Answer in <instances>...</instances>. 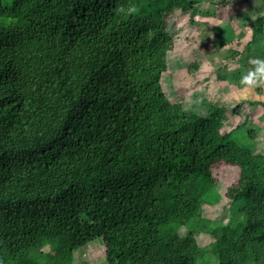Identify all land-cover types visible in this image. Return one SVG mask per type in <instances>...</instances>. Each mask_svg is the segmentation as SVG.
I'll return each instance as SVG.
<instances>
[{
  "label": "trees",
  "instance_id": "trees-1",
  "mask_svg": "<svg viewBox=\"0 0 264 264\" xmlns=\"http://www.w3.org/2000/svg\"><path fill=\"white\" fill-rule=\"evenodd\" d=\"M10 1L0 0V264H76L96 239L105 264H264V154L222 131L224 105L184 108L161 87L169 21L192 23L211 0ZM249 27V43L264 39V13ZM220 34L215 49L231 41ZM219 164L239 172L225 197L244 200L240 222L202 217Z\"/></svg>",
  "mask_w": 264,
  "mask_h": 264
},
{
  "label": "rangeland",
  "instance_id": "rangeland-1",
  "mask_svg": "<svg viewBox=\"0 0 264 264\" xmlns=\"http://www.w3.org/2000/svg\"><path fill=\"white\" fill-rule=\"evenodd\" d=\"M244 1L203 2L198 5L192 23L185 15L169 21L174 48L167 56L161 87L171 102H180L184 108L204 111L201 100L206 99L224 105L226 121L222 131H230L237 145L264 154V80L251 85L242 82V77L256 67L251 59L264 58V39L249 43L252 37L249 21L257 13H264V0H249V7ZM10 2L1 0L3 6ZM213 33L231 41L217 42L219 48L215 49ZM247 46L250 49H245ZM194 63L198 68L189 70ZM223 168L220 164L215 168L219 180L204 200L202 217L215 224L226 223L229 218L240 222L244 200L231 201L225 197L229 183L239 172L231 168V175L230 169ZM190 228L189 224L184 225L179 232L185 233ZM195 236L204 249L212 241L204 232ZM104 253V244L96 239L75 251V263L105 264Z\"/></svg>",
  "mask_w": 264,
  "mask_h": 264
},
{
  "label": "clouds",
  "instance_id": "clouds-1",
  "mask_svg": "<svg viewBox=\"0 0 264 264\" xmlns=\"http://www.w3.org/2000/svg\"><path fill=\"white\" fill-rule=\"evenodd\" d=\"M250 62L256 67L242 77V82L249 85L264 80V58L254 57Z\"/></svg>",
  "mask_w": 264,
  "mask_h": 264
},
{
  "label": "crops",
  "instance_id": "crops-1",
  "mask_svg": "<svg viewBox=\"0 0 264 264\" xmlns=\"http://www.w3.org/2000/svg\"><path fill=\"white\" fill-rule=\"evenodd\" d=\"M262 48H263V47H262ZM263 112H264V111H263ZM262 117H264V113H263Z\"/></svg>",
  "mask_w": 264,
  "mask_h": 264
}]
</instances>
